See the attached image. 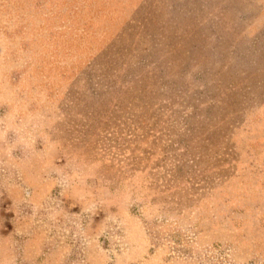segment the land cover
Here are the masks:
<instances>
[{
	"label": "rangeland",
	"instance_id": "obj_1",
	"mask_svg": "<svg viewBox=\"0 0 264 264\" xmlns=\"http://www.w3.org/2000/svg\"><path fill=\"white\" fill-rule=\"evenodd\" d=\"M0 264H264V0H0Z\"/></svg>",
	"mask_w": 264,
	"mask_h": 264
}]
</instances>
